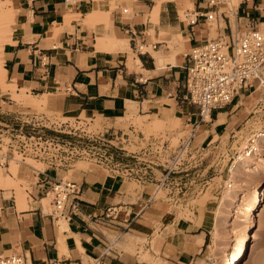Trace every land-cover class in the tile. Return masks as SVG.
<instances>
[{
    "label": "crops",
    "instance_id": "crops-1",
    "mask_svg": "<svg viewBox=\"0 0 264 264\" xmlns=\"http://www.w3.org/2000/svg\"><path fill=\"white\" fill-rule=\"evenodd\" d=\"M3 6L14 9L13 31L2 46L6 84L15 86L17 94L37 98L44 94L47 109L63 117L100 116L111 122L110 134L128 144L136 142L135 135L139 137L143 129L132 123L125 129L116 127L118 117L131 113L147 122L176 118L195 131L193 138L202 135L192 154L209 158L211 153L197 152L233 129L243 99L255 90L241 89L203 122L198 107L182 98L187 54L212 38L211 23L215 21L217 35L261 27L264 0H7ZM207 13L213 19H206ZM110 37L126 46L98 48L101 39L108 44ZM28 108L0 89V122H17L22 112H31ZM159 138L161 134L149 133L139 141L148 145ZM25 159L17 161L15 173L9 170L12 158L4 165L20 187L27 185L20 208L15 188L0 186V254L20 252L35 264L56 257L65 264H195L206 257L216 220L209 202L201 210L192 205L188 215L179 216L153 198L150 178L135 179V186L128 189L126 172L131 167L112 171L97 164L78 168L75 163L66 171L30 158L41 164L36 167ZM134 169L149 174L153 167ZM62 178L74 182L78 192L55 215L44 210L42 200ZM59 217L66 221L62 253ZM137 238L144 240L141 246ZM141 247L147 259L142 258Z\"/></svg>",
    "mask_w": 264,
    "mask_h": 264
},
{
    "label": "rangeland",
    "instance_id": "rangeland-1",
    "mask_svg": "<svg viewBox=\"0 0 264 264\" xmlns=\"http://www.w3.org/2000/svg\"><path fill=\"white\" fill-rule=\"evenodd\" d=\"M226 1L229 2V0ZM231 1L232 3L235 2V0ZM3 5L0 4V8L1 6L4 7ZM1 25L0 21V28ZM210 28L211 37L215 38L217 36L215 21L211 23ZM257 29L264 31V25ZM5 41L6 38L1 37L0 46H3ZM13 87L15 86L1 85L2 95L12 97L10 92L15 89ZM256 88H258V92L255 99L252 97L243 99L245 105H240L242 109L239 108L237 111L239 120L233 129L197 152L211 153L209 158L192 154L195 152L197 141L202 138V135L199 136L200 138H193L195 133L193 129L185 128L179 122L175 123L171 119L162 121L161 126H156L152 122H147L144 117H134L131 113L118 117L116 122H113L116 127L125 129L129 123H132L137 129H143L145 139L149 133H153L155 136L161 134L162 137L158 139L160 141L146 145V142L139 141L143 134H140L139 137L135 135V139H139L128 144V141H124L122 138L118 140L111 135L109 132L111 122L102 121L100 116L92 119L89 115L81 114L78 118H63L60 113L47 109L44 102L42 103L40 100L34 102L35 99L32 101L30 97L25 95L23 97V93L19 95V100L15 97L16 100L13 99L17 104L29 107L28 111L36 113L38 117L48 118L46 122H43L46 126L31 127L27 125L23 126L22 131L53 140L50 146H46V151L53 153L54 163L57 167L66 171L72 168L75 163L78 168L97 164L112 171H117L121 167H131L133 170L129 169L126 172V180L130 182L128 189L131 190L135 186V179L146 181V177L150 178L154 184L152 185L153 198L163 201L167 211H175L179 216L188 215L189 207L192 205H198L201 210L205 203L209 202V207L214 210L216 218L213 231L217 232L218 235L217 245L215 247L210 245L206 257L202 256L201 259L196 260L195 264H225L227 254L235 251V241L247 225L240 223L238 217L231 215L233 207L240 209L242 205L234 206L233 198L237 196L238 192L253 190L257 181L251 174L247 175L246 173L247 176H245L242 172L238 173L240 175L236 177L235 183H232L229 178L232 162L242 153L247 138L252 132L264 125V82H255L251 89ZM249 100L250 102H248ZM210 114L208 115L209 118ZM234 119L236 118L234 117ZM206 120L209 121L207 117L204 121ZM19 121L17 120L15 123L6 122V124L0 122V124L7 125V129L18 128L20 127ZM1 132L3 131H0V134ZM9 134L7 132L0 135L2 138L0 153H14V158L19 159L20 156L14 151L17 139L14 138L15 136L9 139ZM192 138L196 140L191 142ZM7 141L13 145L6 148L5 143ZM260 153H264V150ZM25 160L36 167H41V164L35 163L30 158ZM13 163L17 164V161H10V165ZM146 164L153 167L149 174H146V170L134 169L135 166L138 168L139 166H146ZM208 165H210L208 170H205ZM0 168L3 174H7L4 166H0ZM69 173L71 174L72 170ZM65 179L62 178V180ZM228 180L230 181L228 182ZM230 182L234 184L231 185L232 189L228 186ZM18 183L19 181L16 180V183L10 186H13L16 191L20 190L26 197L24 187L27 184L24 182L23 186L20 187ZM46 197L42 200L44 210L59 215V211L54 212L53 192L50 191ZM256 221L257 226L248 240L246 255L239 264H264V200L256 212ZM143 241V239L137 238L140 246ZM139 250L142 258L145 259L143 254L147 251L143 252L142 247ZM29 261L31 260L29 259Z\"/></svg>",
    "mask_w": 264,
    "mask_h": 264
},
{
    "label": "built area",
    "instance_id": "built-area-1",
    "mask_svg": "<svg viewBox=\"0 0 264 264\" xmlns=\"http://www.w3.org/2000/svg\"><path fill=\"white\" fill-rule=\"evenodd\" d=\"M205 17L211 20L213 14L207 13ZM189 21L194 20L190 18ZM255 82H264V31L252 26L230 29L229 33L219 34L191 48L187 54L185 93L182 98L186 103L198 107L199 120L204 121L211 111L229 104L241 89L252 88ZM21 115L17 119L20 120L18 128L7 129V125L0 124L2 135L9 132V139L14 136L17 139L18 145L14 146V151L20 158L16 160L22 161L30 157L56 166L53 153L46 151V146H50L53 140L22 131L23 126L27 125L46 126L43 122L48 118L42 119V116L28 112ZM258 138H264V125L250 134L242 152L254 151L253 144ZM1 139L0 137V150ZM5 145L7 148L13 144L7 141ZM10 158L15 159L14 153H0V166L6 165ZM51 191L54 210L59 213L67 198L78 192L74 182L62 179L55 181ZM0 264L35 263L29 261L23 253L12 252L0 254ZM45 264H65V261L56 257Z\"/></svg>",
    "mask_w": 264,
    "mask_h": 264
},
{
    "label": "bare ground",
    "instance_id": "bare-ground-1",
    "mask_svg": "<svg viewBox=\"0 0 264 264\" xmlns=\"http://www.w3.org/2000/svg\"><path fill=\"white\" fill-rule=\"evenodd\" d=\"M5 1H7V0H5ZM5 1L2 2L0 0V4H5ZM13 10L11 9V7L10 8H5V7L1 6V8H0V21H1V24H2L1 28H0V38L3 37V38H6V40L7 39L9 40L10 33H11V31H13L12 27H11L12 17H13V14H14ZM262 25H264V24H262ZM110 38H108V40H107L108 44L103 39H101V40L104 41L106 44H103L104 42H101V40L98 39V40H100L99 41L100 45L98 44L99 45L98 48H101L100 46H102V45H103L102 48H106L105 46L109 45V46H107L108 49H109V47L114 49L116 46H119V45H121L120 48H124L126 46V45L123 46L122 40H117V39H114V38L110 39ZM9 43H10V41H9ZM12 43H13V41H12ZM124 43H126V41H124ZM152 54L157 58V62L163 63L162 59L157 56L158 53H153L152 52ZM2 63H3L2 46H0V86L1 85L5 86V84H6V81H5V68L2 65ZM13 88H15V87H13ZM257 92H258V88H256L252 92V94L250 96H248V97H252V98L255 99V96L257 95ZM10 94H11L12 98L15 97L16 99H18V97L21 94V92H20V94H17L15 89H13L10 92ZM22 95L24 97L25 94L23 93ZM25 96L26 97H30L32 99V101H34L33 99H35L34 102H38L40 100L42 103L43 102L46 103V99H45L44 94L42 96L43 98H39L38 100H37L36 97H34L32 95H25ZM21 99L23 100V98H21ZM79 116H80V114H79ZM206 117H207V119H209L208 115ZM171 120L173 122H175V123H178V119H176V118H173V119L171 118ZM152 123L154 125H156V126H159V125L161 126L163 122H162L161 119L155 118L152 121ZM219 126H220V124H219ZM263 145H264V138L255 139L254 144H253L254 151H252L250 153H243V152L240 153L236 158H234V160L232 162V165L230 167V170L228 169L230 171V177L229 178H230V180H232V183L233 182L235 183L236 177L238 175H240V174H238L239 172H242L243 174H245V176H247L248 174H251L252 176H254V178L257 179V181H256V184H255L253 190H251L250 192H247L244 189L245 192H243V193L242 192H238L237 196L235 198H233V201L235 202L234 206H237L239 204L240 205L242 204V205H241L240 209H239V207H233L232 208L233 211H232L231 215L235 216L236 218L238 217L240 223H242V224L245 223L247 225H246L245 230L241 233V235L235 241V251L233 253H231V254H227V258H226V263L225 264H239V262L246 255V247H247V244H248V240L251 237V234H252L253 230L257 226L256 212L259 209V207L261 206L262 201L264 200V153H260L262 150H264V146ZM16 159H18V158H16ZM16 159H12V160H16ZM9 166H10L9 167L10 172L15 173L16 168H17V164L13 163L12 165H10V163H9ZM246 173H247V175H246ZM252 176H250V177H252ZM230 180H228V182ZM13 183H16V179H13L8 174H3V172L1 171V168H0V186L6 187V186L12 185ZM232 183L230 182L229 185H228L230 188H231V185H234ZM15 197H16V201H17V206L19 208L23 207L25 205L24 204L25 197H24V195L22 194V192L20 190H17V191L15 190ZM46 198H44V199H46ZM221 203H222V201H221ZM238 213H239V215H238ZM57 227H58V232H59V236H58V239H59V250H60V253H62V252L65 251V246L63 244L64 235L61 234L62 230L64 228H66V221H65L64 218H62V217L59 218ZM212 236H213V243L211 245H213L215 247L217 245L216 244V240L218 239L217 232L213 231V235ZM131 239H132V237H131ZM75 242L77 243L76 245L78 247L79 246L78 245L79 241L77 240V238H76ZM129 244H130V242H129ZM124 245H128V244H124ZM129 246H128L129 249L133 250L132 244H130ZM78 248H81V247H78ZM126 249H127V247H126ZM131 250H130V252H131ZM214 250H215V248H214ZM143 255H144L145 259L148 257V253L147 252H145ZM212 258L216 259L217 257H212ZM162 263H160V264H162ZM208 264H212V263H208Z\"/></svg>",
    "mask_w": 264,
    "mask_h": 264
}]
</instances>
